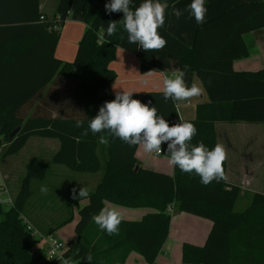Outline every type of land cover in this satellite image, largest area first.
Segmentation results:
<instances>
[{
  "label": "trees",
  "instance_id": "16d2710c",
  "mask_svg": "<svg viewBox=\"0 0 264 264\" xmlns=\"http://www.w3.org/2000/svg\"><path fill=\"white\" fill-rule=\"evenodd\" d=\"M175 1L169 0L164 27L158 29L167 41L163 48L178 58L180 70L187 67L197 76L206 100L197 103L193 119L181 120L176 102L165 101L162 91L135 92L133 98L151 101L170 126L193 122L197 134L191 143L202 141L211 149L218 144L216 123H264V68L239 72L232 67L235 59L249 55L244 34L264 28V0L238 3L197 25L190 46L167 30ZM106 2L82 1L80 19L85 30L74 59L62 61L54 56L59 38V30L52 28L54 16L44 15L40 0H0V144L6 143L2 158L17 154L30 137L58 141L50 161L35 157L27 163V176L13 205L0 203V264H52L33 254L35 242L21 218L27 178L42 179L50 164L78 173L101 172L94 190L76 199L87 202L77 208L76 236L66 243V254L78 264H88V257L90 264H125L131 252L147 264H158L155 259L168 234L171 205L211 221L202 246L182 244L183 264H264V194L254 193L249 206L235 211L239 186L225 178L205 186L194 172L184 173L175 166L171 174L145 168L135 156L138 145L130 146L107 133L84 135L99 107L115 98L103 90L116 77L108 65L125 30L121 13L117 31L99 42ZM140 3L134 0L136 7ZM136 55L141 73L155 70L150 53L138 51ZM51 94L53 98H48ZM77 120L84 122L82 127H76ZM222 167L225 173V160ZM105 201L151 211L138 220L122 219L118 234L109 235L97 225L99 244L88 243L84 234ZM71 219L70 213L56 227Z\"/></svg>",
  "mask_w": 264,
  "mask_h": 264
},
{
  "label": "crops",
  "instance_id": "0c3cea01",
  "mask_svg": "<svg viewBox=\"0 0 264 264\" xmlns=\"http://www.w3.org/2000/svg\"><path fill=\"white\" fill-rule=\"evenodd\" d=\"M82 1L40 0L39 8L44 15L48 18L54 16V20H57L56 29L59 30V38L55 46L54 56L62 61H72L74 59L78 42L84 33L85 24L80 19ZM244 1L253 0H207L205 22ZM191 2L192 0H176L171 5L170 12L172 8H178L183 14L179 19L174 15H169L167 24V30L187 46L192 44L194 32L198 25L194 17H191L188 11H184ZM120 15V12L107 14L104 11L101 16V27L106 31L109 23L117 21ZM43 18L40 17V20H43ZM127 36L128 34L125 31L115 51V57L108 65L115 72L116 77L104 90L107 94L112 95L122 90H130L134 93L162 91L163 78L165 76L170 77L173 72L180 70L178 58L164 48L145 51L139 48L138 44H129ZM104 39L105 35L99 36V42ZM243 40L248 48L249 55L245 58L235 59L232 63L233 69L243 72L257 71L264 68V28L244 34ZM138 51L148 52L153 56L155 70L141 73L139 59L136 55ZM184 79L188 87H191L192 84L202 87L200 80L193 72L186 71ZM48 86L49 84L46 88ZM53 96L51 94L49 98H53ZM39 98L36 102L39 101ZM205 100L206 94L203 91L198 97L176 101L179 118L181 120L193 119L197 103ZM215 131L217 143L223 145L226 151L225 181L239 186L238 197L247 195V199L251 198L250 200H252L254 193L264 194V123L219 122L215 124ZM46 140L43 143L38 141L31 143L35 149L40 151L38 156L32 158L36 157L43 162H48L44 160L45 156H51L57 150L58 141L56 142L54 138H46ZM162 143L163 147L160 155L155 152L146 153L142 145H138L135 156L140 161L141 166L171 174L174 166L169 163V156L165 155L168 142ZM107 204L109 207L115 206L111 203ZM118 209L122 215L129 212L130 215L134 214L135 217H139L138 219L151 211L150 208H126L123 206H118ZM210 227L211 221L207 218L174 210L171 214L167 239L161 248L166 246V242L180 247L185 242L202 246ZM163 255H165V252H163ZM130 257L134 260L133 264H147L143 257L135 252H131L127 256L125 264ZM155 261L158 264H168L166 259L161 262L158 257Z\"/></svg>",
  "mask_w": 264,
  "mask_h": 264
},
{
  "label": "clouds",
  "instance_id": "9594fccd",
  "mask_svg": "<svg viewBox=\"0 0 264 264\" xmlns=\"http://www.w3.org/2000/svg\"><path fill=\"white\" fill-rule=\"evenodd\" d=\"M207 0H192L185 8L196 23L205 22L207 13ZM107 14L123 13V28L127 32L129 44H138L145 51L161 49L167 41L158 32L164 27L165 14L169 9V0H141L138 7L134 0H107L104 5ZM169 15L177 19L183 14L178 8H172ZM117 31V21L109 23L106 32L112 36ZM184 70H177L172 75L163 78V98L173 102L198 97L204 91L203 87L192 84L188 87L185 83ZM133 91H118L115 98L106 101L99 107L95 117L88 121L84 135L89 132L107 133L114 138H119L128 145H142L144 152L161 154L162 142H168L165 155L169 156V163L184 173H195L200 177V182L207 186L213 180L219 183L225 178L222 164L226 159V151L223 145L216 144L209 149L202 141L196 145L191 143L197 134V128L191 121H178L172 126L151 101L142 103L133 98ZM82 120L76 121V127L83 126ZM101 142H105L103 138ZM40 191L46 193L48 188L41 186ZM86 189L79 190L78 197H87ZM76 198V197H74ZM99 229L109 235L118 234L122 213L118 206H105L92 218ZM59 247V246H58ZM88 264L91 257L87 258ZM63 264H73L72 260L65 259Z\"/></svg>",
  "mask_w": 264,
  "mask_h": 264
},
{
  "label": "rangeland",
  "instance_id": "374dc122",
  "mask_svg": "<svg viewBox=\"0 0 264 264\" xmlns=\"http://www.w3.org/2000/svg\"><path fill=\"white\" fill-rule=\"evenodd\" d=\"M100 35H105V39L102 41L107 39V32L103 27H101ZM35 141L43 143L47 140L46 138L41 137H30L24 147L17 154L4 158H2V153H4L6 143L3 141L0 144L2 147L0 153V183L4 186V191L2 192V197L4 199L10 197L14 200V197L19 193L21 182L25 176H27V163L32 157L38 156V152H40L31 145V143H34ZM55 141L57 142L56 139ZM49 156H45L44 160L50 161L52 155ZM100 175L101 172L78 173L69 170L63 165L50 164L46 175H44L42 179H37L33 176L27 178V189L25 191V201L21 214H23L24 217L27 218L41 233H47L50 231L49 233L54 237L67 243L76 236L74 225L78 220L77 208L87 202L86 198L76 200L79 198V190L84 188L88 193L92 192L99 181ZM41 186H46L48 191L42 193L40 191ZM250 199H247V195L245 197L242 195L239 196L233 209L235 211L244 210L249 206L251 202ZM107 203L109 202L105 201L106 206L108 205ZM174 210H176L175 206L173 211ZM70 213L72 214V219L63 225L56 227L57 223L67 217ZM138 218L139 217H135L134 214L130 215L129 212L122 215V219L126 220H137ZM84 240L88 243L98 242L99 244V233L94 220L86 230ZM163 252H165V255H163ZM181 254L182 246L180 247L166 242V246L159 250L156 257L161 259V262L166 259L168 264H180ZM132 257L127 260L126 264L134 263Z\"/></svg>",
  "mask_w": 264,
  "mask_h": 264
},
{
  "label": "built area",
  "instance_id": "2783aa9c",
  "mask_svg": "<svg viewBox=\"0 0 264 264\" xmlns=\"http://www.w3.org/2000/svg\"><path fill=\"white\" fill-rule=\"evenodd\" d=\"M43 18V16H41ZM55 23L57 20H54ZM57 23L52 26V28L55 30ZM106 93V91H103ZM163 143L161 144L162 147ZM1 145H0V153H1ZM11 198L8 197L7 199H4L2 197V192H0V203L6 205V206H12L13 200L11 202ZM168 210L170 213L173 211V206H169ZM22 223L24 225L25 231H27L28 236L30 239H32L35 242V246L33 247V254L34 255H42L45 260L49 261L52 264H63V261L65 259H69L67 256V246L66 243L63 241L57 239L50 233H41L38 231L35 226L24 217L23 214H21ZM59 246V247H58ZM73 264H78L77 262L72 261Z\"/></svg>",
  "mask_w": 264,
  "mask_h": 264
},
{
  "label": "water",
  "instance_id": "95a60500",
  "mask_svg": "<svg viewBox=\"0 0 264 264\" xmlns=\"http://www.w3.org/2000/svg\"><path fill=\"white\" fill-rule=\"evenodd\" d=\"M13 133H14V132H13ZM13 133H12V134H13Z\"/></svg>",
  "mask_w": 264,
  "mask_h": 264
}]
</instances>
